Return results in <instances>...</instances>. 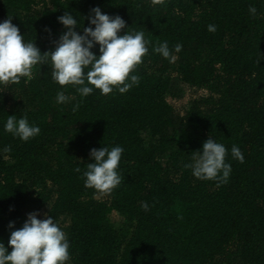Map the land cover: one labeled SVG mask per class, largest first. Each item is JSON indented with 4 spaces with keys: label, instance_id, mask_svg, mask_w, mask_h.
Segmentation results:
<instances>
[{
    "label": "trees",
    "instance_id": "1",
    "mask_svg": "<svg viewBox=\"0 0 264 264\" xmlns=\"http://www.w3.org/2000/svg\"><path fill=\"white\" fill-rule=\"evenodd\" d=\"M0 264H264V0H0Z\"/></svg>",
    "mask_w": 264,
    "mask_h": 264
}]
</instances>
